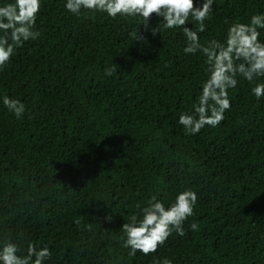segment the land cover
I'll list each match as a JSON object with an SVG mask.
<instances>
[{"label":"trees","instance_id":"obj_1","mask_svg":"<svg viewBox=\"0 0 264 264\" xmlns=\"http://www.w3.org/2000/svg\"><path fill=\"white\" fill-rule=\"evenodd\" d=\"M65 2L42 0L41 36L0 70V240L20 243V254L29 242L48 245L45 264H264V97L251 92L255 82L238 77L219 126L186 135L179 116L198 103L208 66L183 52L182 29L153 36L155 15L146 29L138 17L74 15ZM260 12L264 0H215L201 43L224 42L230 24ZM5 95L25 104L20 119ZM183 189L198 197L186 234L130 257L121 226L135 206L152 195L167 206Z\"/></svg>","mask_w":264,"mask_h":264},{"label":"clouds","instance_id":"obj_2","mask_svg":"<svg viewBox=\"0 0 264 264\" xmlns=\"http://www.w3.org/2000/svg\"><path fill=\"white\" fill-rule=\"evenodd\" d=\"M215 0H66L64 8L71 14L79 15L82 10L103 12L115 19L141 18L145 28L153 15L161 18L151 34L156 35L167 29L180 28L186 37L185 54L201 53L206 59L208 78L202 84V92L193 110L182 113L179 123L186 135L198 134L205 126L217 127L225 119V112L231 109L229 89L238 84V77L254 83L251 92L257 99L264 97V41L260 31L264 29V12L253 13L249 22L229 25L224 42L213 38L201 43L199 33L206 30L205 21L211 19ZM42 0H7L0 3V70L8 64L16 50L24 42L41 36L36 21ZM191 22L195 28L186 26ZM227 23V21H226ZM135 40H144L137 32L131 33ZM115 67L106 68L105 74L112 75ZM3 104L17 119L25 113V104L19 99L5 95ZM198 197L195 191L183 189L167 206L156 195L150 196L146 206L139 203L138 210L128 217L121 226L124 236L123 247L130 249L128 255L137 252L144 255L155 253L175 231L184 236V222L193 215ZM111 221V216L106 217ZM79 223V220L76 221ZM193 231L198 225H190ZM91 228V225H89ZM22 240L23 237H20ZM21 253V244L11 237L0 240V264H45L52 252L48 245L37 248L29 242L26 252ZM153 264H172V261L154 259Z\"/></svg>","mask_w":264,"mask_h":264}]
</instances>
